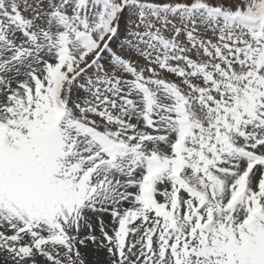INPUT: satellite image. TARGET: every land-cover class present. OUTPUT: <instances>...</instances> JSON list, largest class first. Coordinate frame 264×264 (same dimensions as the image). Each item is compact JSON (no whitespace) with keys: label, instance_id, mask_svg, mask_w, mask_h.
I'll use <instances>...</instances> for the list:
<instances>
[{"label":"snow or ice","instance_id":"6c2138e0","mask_svg":"<svg viewBox=\"0 0 264 264\" xmlns=\"http://www.w3.org/2000/svg\"><path fill=\"white\" fill-rule=\"evenodd\" d=\"M0 264H264V0H0Z\"/></svg>","mask_w":264,"mask_h":264}]
</instances>
